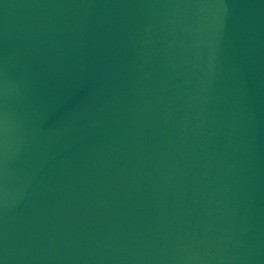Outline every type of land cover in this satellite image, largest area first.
<instances>
[{"label":"water","instance_id":"1","mask_svg":"<svg viewBox=\"0 0 264 264\" xmlns=\"http://www.w3.org/2000/svg\"><path fill=\"white\" fill-rule=\"evenodd\" d=\"M0 264H264V0H0Z\"/></svg>","mask_w":264,"mask_h":264}]
</instances>
